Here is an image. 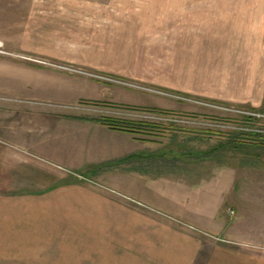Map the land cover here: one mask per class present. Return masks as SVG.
I'll return each instance as SVG.
<instances>
[{
	"label": "rangeland",
	"instance_id": "1",
	"mask_svg": "<svg viewBox=\"0 0 264 264\" xmlns=\"http://www.w3.org/2000/svg\"><path fill=\"white\" fill-rule=\"evenodd\" d=\"M239 1L261 3L264 9V0ZM223 2L0 0V41L7 51L0 55L2 78L10 77L16 70L24 83L32 85L34 77L43 78L32 66L44 68L57 82L48 89V106L72 112L112 111L130 114L135 120L160 122L162 127L154 128V133H140L143 139L151 140V158L147 159L151 165H145L148 169L160 163L174 167L193 161L244 167L240 171L232 169L240 181H232L218 213L226 221L234 220L238 229L230 227V234L225 235L205 234L206 244L201 245L193 264H264V106L252 103L261 96L262 76L252 78L257 89L246 91L249 84L239 75L238 65L230 68L221 63L229 60L223 44L207 43L195 36L204 34L206 25L201 17L207 12L206 6ZM175 14L182 15L177 18ZM197 15L198 21H194ZM197 37L198 42H192ZM213 59L219 62H211ZM62 78L71 80L69 89H60ZM94 83L103 90L90 86ZM30 93L24 91L26 98L39 103L46 100L41 91L38 96ZM250 115L258 120H248ZM223 141L233 142L231 148L223 149L224 154L170 153L176 147L211 148ZM41 222L38 220L37 229ZM227 227L228 224L223 225L225 231ZM240 230L246 235H239ZM24 245H6L0 235V264H51L54 260L63 263V259L52 260L53 250L14 249ZM119 247L125 248L121 244ZM98 260L93 263L108 262L105 256Z\"/></svg>",
	"mask_w": 264,
	"mask_h": 264
},
{
	"label": "crops",
	"instance_id": "2",
	"mask_svg": "<svg viewBox=\"0 0 264 264\" xmlns=\"http://www.w3.org/2000/svg\"><path fill=\"white\" fill-rule=\"evenodd\" d=\"M206 7L201 17L204 34L194 35L207 43L223 44L229 60L221 63L230 68L238 65L239 75L249 84L246 91L257 89L252 78L262 76L261 96L252 103L264 106L263 5L225 0ZM198 37L192 42H198ZM32 67L43 78L34 77L30 85L16 70L2 78L0 59L2 243H25L14 247L16 251L53 250L52 260L63 259V263L51 264H94L104 256L105 264H193L206 244L205 234H230L236 222L218 213L232 181H240L232 171L244 167L193 161L174 167L160 163L148 169L151 140L102 120H135L130 114L48 106V89L57 82L46 69ZM70 81L62 78L60 89H69ZM90 86L103 90L95 83ZM24 91L32 96L41 91L46 100L26 98ZM232 143L194 150L176 147L170 153L214 156L224 154L223 149ZM2 188H7L4 193ZM40 219L42 226L37 229ZM224 224H228L226 231ZM211 229L214 232L207 231ZM238 233L246 235L242 230ZM119 244L125 248L118 249Z\"/></svg>",
	"mask_w": 264,
	"mask_h": 264
},
{
	"label": "trees",
	"instance_id": "3",
	"mask_svg": "<svg viewBox=\"0 0 264 264\" xmlns=\"http://www.w3.org/2000/svg\"><path fill=\"white\" fill-rule=\"evenodd\" d=\"M102 120L105 121L106 123L112 125V126L123 127L124 129H129V130H132V131H135V132H140V133L141 132H143V133L146 132V133L152 134V133H154L152 131V130H154V128L162 127L161 126L162 124L160 122L156 123V122H151V121L148 122V121H142V120H124V119H120V118H114L113 119V118H110V117H104ZM248 120L251 121L250 118H248ZM143 128H146L147 130L146 129L144 130ZM163 128H164V126H163ZM253 133L256 134L257 131L253 130ZM262 139H263L262 143H264V138H262ZM247 141H250V140H247Z\"/></svg>",
	"mask_w": 264,
	"mask_h": 264
},
{
	"label": "built area",
	"instance_id": "4",
	"mask_svg": "<svg viewBox=\"0 0 264 264\" xmlns=\"http://www.w3.org/2000/svg\"><path fill=\"white\" fill-rule=\"evenodd\" d=\"M1 54H7V51L4 50V45H3V42L0 41V55ZM25 59H32L34 60L35 62H39V63H43V64H48L47 62L45 61H41V60H38V59H33V58H28V57H24ZM251 120H258L256 116H248Z\"/></svg>",
	"mask_w": 264,
	"mask_h": 264
}]
</instances>
